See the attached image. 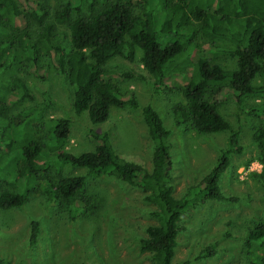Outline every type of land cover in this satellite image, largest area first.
I'll list each match as a JSON object with an SVG mask.
<instances>
[{"label": "trees", "instance_id": "trees-1", "mask_svg": "<svg viewBox=\"0 0 264 264\" xmlns=\"http://www.w3.org/2000/svg\"><path fill=\"white\" fill-rule=\"evenodd\" d=\"M170 8L176 19L162 17L159 30L155 17L165 11L167 0L159 10V0H64L57 5L49 0H0V171L5 183L13 190L0 193V208L21 207L27 194L35 189L47 201L66 203L76 213L88 202L79 195L83 190L84 176L51 177L50 167L67 164L82 168L88 177L107 175L147 192L146 200L156 206L152 216L157 225L145 229L146 237L140 241V251L152 255L153 264H172L176 238L181 231V214L196 198L216 202L233 201L219 188V180L229 165V157L240 153L238 134L219 115L216 105L206 94L212 87H221L242 106L246 98H258L263 103L251 108L256 118L264 122V0H216V10L210 14L205 0H180ZM133 2L140 7L139 14ZM85 4L88 16L82 12ZM153 8V9H152ZM158 13V14H157ZM165 18V19H164ZM193 21L197 25H191ZM62 27L68 33V48L64 50L52 39ZM181 27L205 37L223 39L233 45L231 49L214 51L229 56L235 67L225 69L209 59H197L195 74L183 86L174 88L184 99L177 109L198 134L228 132L225 148L214 166L192 188L193 197L172 196L167 184L170 166L168 132L161 117L149 105L141 109L142 121L152 143L151 171L121 161L113 152L106 133L88 132L92 151L74 155L51 150L60 145L69 134V121L45 120L44 109L31 107L21 112V118L11 122L8 108L16 103L33 100L23 83L16 77L28 71L35 78L45 80L48 59L53 68L63 74L72 88V108L75 116L86 113L92 125L104 123L110 110L137 108L132 96L124 97L114 84L131 77L126 73L107 71L102 66L111 58L119 57L133 62L135 50L141 52L139 63L157 81L161 88L169 89V77L182 73L183 54L194 49ZM172 32V33H171ZM168 34L173 41L160 42ZM189 37V36H188ZM259 78L260 86L253 82ZM213 91V90H212ZM46 132V142L37 139L36 133ZM22 137V138H21ZM261 157V171L253 176L264 187V126L253 135ZM43 159V163L39 159ZM37 224L31 223L29 239L36 240ZM261 249L262 255H257ZM246 251L251 264H264V222L249 231ZM211 256L213 251L204 249ZM255 257V259H254Z\"/></svg>", "mask_w": 264, "mask_h": 264}, {"label": "rangeland", "instance_id": "rangeland-1", "mask_svg": "<svg viewBox=\"0 0 264 264\" xmlns=\"http://www.w3.org/2000/svg\"><path fill=\"white\" fill-rule=\"evenodd\" d=\"M57 5L64 0H49ZM115 1V0H109ZM164 0H159V10ZM165 11L155 17V28L162 17L174 20L170 8L180 0H167ZM188 1V0H186ZM207 12L212 14L218 5L216 0H205ZM139 14L140 6L133 2ZM153 9V8H152ZM82 12L88 16L86 5ZM158 14V13H157ZM164 18V19H165ZM191 25H195L190 21ZM157 25V26H156ZM197 28L199 24H196ZM180 34H187L181 27ZM172 33V32H171ZM160 33H158L159 35ZM186 39L194 49L183 54L182 73L170 76L169 89L161 88L155 78L140 65L141 52L135 50L134 61L127 62L119 57L109 59L102 68L107 71L126 73L131 77L114 84L124 97L132 96L137 108L111 109L104 123L92 125L86 113L75 116L72 108V88L66 77L57 72L46 59L48 72L45 80L35 78L28 71L17 74L33 100L16 103L8 108V118L15 122L21 112L31 107L43 108L44 119L69 121V134L60 145H53L52 151L78 155L93 150L88 132L106 133L114 154L123 162L151 171L152 143L142 121L141 109L151 106L161 117L168 132L170 166L167 184L176 199L193 197L192 188L205 177L225 148L228 132L198 134L177 115V109L184 106V99L174 88L183 86L195 74L197 59H209L225 69H233L234 61L214 49H231L232 44L223 39L209 38L201 32H188ZM160 42L173 41L170 35L160 34ZM53 43L66 50L68 33L59 27L54 33ZM254 86H260L257 78ZM213 90V91H212ZM221 87H212L206 94L210 103L216 105L219 115L238 134L240 153L229 157V165L219 180V188L226 198L233 201L216 202L196 198L181 214V231L176 238L172 264H251L246 251L249 231L264 222V187L253 174L261 171V157L253 135L264 122L250 113L263 100L246 98L239 106ZM3 131L0 129V137ZM37 139L46 142V132L36 133ZM22 138V137H21ZM41 164L43 159H39ZM0 193L13 192L1 177ZM49 176H84L85 182L79 199L88 202L73 213L66 203L47 201L35 189L26 197L19 208H0V264H153L152 255L140 251V241L146 237L145 229L157 225L152 213L156 206L146 200L147 192L138 186H131L113 177L102 175L88 177L82 168L67 164H54ZM31 223L37 224L36 240L29 239ZM204 249L213 251L211 256L203 254ZM261 256V249H257ZM255 259V257H254Z\"/></svg>", "mask_w": 264, "mask_h": 264}]
</instances>
